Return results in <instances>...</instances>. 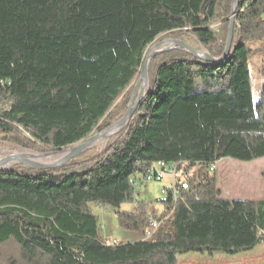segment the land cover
I'll list each match as a JSON object with an SVG mask.
<instances>
[{
	"label": "trees",
	"instance_id": "obj_1",
	"mask_svg": "<svg viewBox=\"0 0 264 264\" xmlns=\"http://www.w3.org/2000/svg\"><path fill=\"white\" fill-rule=\"evenodd\" d=\"M231 15L232 0H0V147L54 153L102 132L126 114L158 37L192 38L219 59ZM254 46L263 52L256 100ZM263 158L264 0H238L227 57L155 55L143 98L102 148L52 169H0V261L178 264L189 253L250 252L264 244V200L221 199L214 165ZM160 163L165 175L175 166V180L157 213L135 190L139 176L161 181ZM90 205L140 239L105 243ZM150 220L158 226L146 238Z\"/></svg>",
	"mask_w": 264,
	"mask_h": 264
},
{
	"label": "rangeland",
	"instance_id": "obj_2",
	"mask_svg": "<svg viewBox=\"0 0 264 264\" xmlns=\"http://www.w3.org/2000/svg\"><path fill=\"white\" fill-rule=\"evenodd\" d=\"M219 23L213 25L214 28L218 27ZM166 39L158 37L156 43H160ZM184 43L194 50H201L202 48L192 38H184ZM164 45L163 47H165ZM254 55L250 61V80L252 85L253 99L256 100L258 92L262 85V79L259 75V70L263 66V52L261 47L254 46ZM259 49V51H257ZM137 81V80H136ZM134 81L131 85L132 93L136 84ZM132 96V94H131ZM95 135V134H93ZM92 135V136H93ZM112 138V137H111ZM105 139L99 140L91 148L100 149L108 141ZM83 142V141H82ZM80 142V143H82ZM71 148V147H70ZM90 148V149H91ZM14 154H22L28 156L25 151L13 150L7 146L0 147V161L6 157ZM43 154V153H34ZM46 154V153H45ZM49 157L41 159V162H54ZM14 164H11L12 166ZM10 166H6L8 168ZM214 175L217 180V189L220 191V198L224 200H248V201H263L264 200V158L253 162L242 163L230 159H224L214 165ZM139 187L135 190V200L144 202L150 208H154L157 213L163 211L160 200L165 198L161 193L162 190L169 189L173 184L175 177L172 174H166L161 181H144L141 176L138 177ZM135 203L126 204L122 206V210H133ZM92 213L98 219L99 235L100 238L107 244L113 242H135L140 239L138 233H130L120 228L117 219L113 216L110 209H101L94 205H90ZM264 245L256 252H261ZM251 253H240L237 256H227L217 254L214 257L207 254L189 253L178 258V264H264V259L254 258ZM262 255V254H261ZM220 256V257H219ZM246 256V257H242ZM248 256V257H247ZM264 256V255H263ZM240 257V258H239ZM221 258L225 259L222 260ZM264 258V257H263ZM0 264H6L5 256L1 257Z\"/></svg>",
	"mask_w": 264,
	"mask_h": 264
},
{
	"label": "water",
	"instance_id": "obj_3",
	"mask_svg": "<svg viewBox=\"0 0 264 264\" xmlns=\"http://www.w3.org/2000/svg\"><path fill=\"white\" fill-rule=\"evenodd\" d=\"M238 0H232V15L230 17L229 26H228V33H227V40L225 44L224 52L219 59H215L210 57L206 52L201 50H194L185 43L181 41H177L174 39H166L160 43L155 44L151 49L146 53L142 67L139 71V75L127 108L126 114L117 122L112 124L110 127L106 128L100 133H97L93 136H90L82 143H78L71 148L65 149L63 151L54 152V153H46V154H34L30 153L28 156H22L16 158L14 155L6 157L0 161V169H4L7 165L10 166L11 164H20L23 165L31 170L34 171H42L45 169H52L56 167L63 166L69 163L71 160L78 157L83 152L89 150L94 143L102 139H109L115 136L121 129L127 124L130 120L135 108L136 103L140 102L143 98L145 91L148 88V65L150 60L157 54L162 52L171 51L173 49H182L197 58L200 61L209 62V63H218L222 62L230 52L232 38H233V30H234V14L237 8ZM166 45L165 47H163ZM63 153L64 155L54 161V162H41L42 158L51 157L53 155H58Z\"/></svg>",
	"mask_w": 264,
	"mask_h": 264
},
{
	"label": "built area",
	"instance_id": "obj_4",
	"mask_svg": "<svg viewBox=\"0 0 264 264\" xmlns=\"http://www.w3.org/2000/svg\"><path fill=\"white\" fill-rule=\"evenodd\" d=\"M157 168H158V171H157V180H162L163 178H164V176H165V173L161 170L162 168H164V169H166L165 168V165L164 164H157ZM169 170H171V172H173V176H174V171H175V166H171V167H169ZM148 180H149V178H148ZM134 186H136V184H134ZM137 187V186H136ZM183 189H186L187 187H186V185H182L181 186ZM163 193V192H162ZM174 194H176L175 192H174ZM157 226H158V223L156 222V221H154V220H150L149 222H148V227L145 229V231H144V235H145V237L146 238H149L150 236H151V234H152V231L154 230V229H156L157 228Z\"/></svg>",
	"mask_w": 264,
	"mask_h": 264
},
{
	"label": "crops",
	"instance_id": "obj_5",
	"mask_svg": "<svg viewBox=\"0 0 264 264\" xmlns=\"http://www.w3.org/2000/svg\"><path fill=\"white\" fill-rule=\"evenodd\" d=\"M264 244H262V245H260V246H258L257 248H255L254 250H252V251H250V252H248V253H251V255H253L254 256V258H257L258 259V262H260V260L259 259H264L263 257V255H264V249H262L261 250V252H258V250L260 249V247H262ZM256 249H258L257 250V252H256ZM262 254V255H261ZM215 255H217V254H214V255H212V257H214ZM238 255V254H237ZM237 255H235V256H237ZM251 255H249V256H251ZM216 257V256H215ZM220 257V256H219ZM242 257H246V256H242ZM248 257V256H247ZM240 258V257H239ZM222 260H225V259H223V258H221Z\"/></svg>",
	"mask_w": 264,
	"mask_h": 264
},
{
	"label": "bare ground",
	"instance_id": "obj_6",
	"mask_svg": "<svg viewBox=\"0 0 264 264\" xmlns=\"http://www.w3.org/2000/svg\"><path fill=\"white\" fill-rule=\"evenodd\" d=\"M103 140V139H102ZM107 141V140H106ZM64 154L63 153H61V154H58V155H53V156H51V157H49L51 160H58V159H60L62 156H63ZM14 156L16 157V158H19V157H21V154H14ZM22 156H25V155H22ZM48 158V157H47ZM44 159H46L45 157H44Z\"/></svg>",
	"mask_w": 264,
	"mask_h": 264
}]
</instances>
